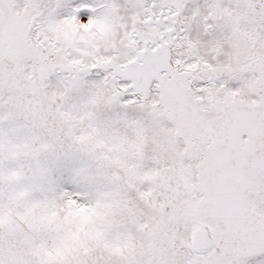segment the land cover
Listing matches in <instances>:
<instances>
[{"label":"snow or ice","instance_id":"snow-or-ice-1","mask_svg":"<svg viewBox=\"0 0 264 264\" xmlns=\"http://www.w3.org/2000/svg\"><path fill=\"white\" fill-rule=\"evenodd\" d=\"M0 264H264V0H0Z\"/></svg>","mask_w":264,"mask_h":264}]
</instances>
